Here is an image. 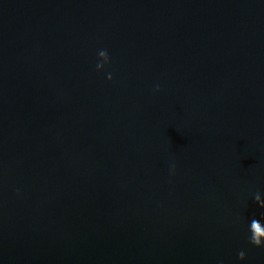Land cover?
<instances>
[{"label": "water", "instance_id": "obj_1", "mask_svg": "<svg viewBox=\"0 0 264 264\" xmlns=\"http://www.w3.org/2000/svg\"><path fill=\"white\" fill-rule=\"evenodd\" d=\"M257 195L264 0H0V264H264Z\"/></svg>", "mask_w": 264, "mask_h": 264}, {"label": "clouds", "instance_id": "obj_2", "mask_svg": "<svg viewBox=\"0 0 264 264\" xmlns=\"http://www.w3.org/2000/svg\"><path fill=\"white\" fill-rule=\"evenodd\" d=\"M99 55L100 56H103L105 58V61L108 63L109 62V55L107 53V51L105 50H101L99 52ZM104 67V64L103 63H98L97 64V69H102ZM108 79L111 80L112 77L111 75L108 76ZM255 200L257 203L260 204L261 207H264V201H261L260 200V197L259 195H257L255 197ZM254 223H260L258 220L256 219H252L251 223H250V227H249V231H250V237H249V243L252 244L253 246L257 247V248H264V240L260 239L259 235H254L252 233V225ZM238 258L240 260H244L245 259V253L243 251L239 252L238 253Z\"/></svg>", "mask_w": 264, "mask_h": 264}]
</instances>
